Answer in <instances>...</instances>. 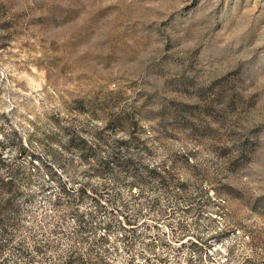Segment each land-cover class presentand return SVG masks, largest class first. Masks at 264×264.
Masks as SVG:
<instances>
[{
	"label": "rangeland",
	"instance_id": "1",
	"mask_svg": "<svg viewBox=\"0 0 264 264\" xmlns=\"http://www.w3.org/2000/svg\"><path fill=\"white\" fill-rule=\"evenodd\" d=\"M0 264H264V0H0Z\"/></svg>",
	"mask_w": 264,
	"mask_h": 264
},
{
	"label": "trees",
	"instance_id": "2",
	"mask_svg": "<svg viewBox=\"0 0 264 264\" xmlns=\"http://www.w3.org/2000/svg\"><path fill=\"white\" fill-rule=\"evenodd\" d=\"M2 214V212H1V207H0V215Z\"/></svg>",
	"mask_w": 264,
	"mask_h": 264
}]
</instances>
